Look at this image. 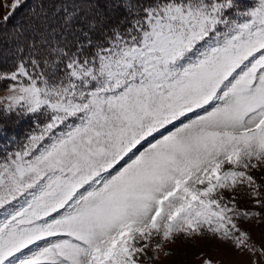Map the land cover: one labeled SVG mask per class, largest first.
<instances>
[{"label": "snow or ice", "instance_id": "1", "mask_svg": "<svg viewBox=\"0 0 264 264\" xmlns=\"http://www.w3.org/2000/svg\"><path fill=\"white\" fill-rule=\"evenodd\" d=\"M48 2L55 23L0 69V117L36 122L0 149V264H155L197 241L264 258L242 227L264 212L236 195H260L264 0Z\"/></svg>", "mask_w": 264, "mask_h": 264}, {"label": "rangeland", "instance_id": "2", "mask_svg": "<svg viewBox=\"0 0 264 264\" xmlns=\"http://www.w3.org/2000/svg\"><path fill=\"white\" fill-rule=\"evenodd\" d=\"M254 2L255 0H242V3L245 6H250ZM14 3L15 0H0V19H3L12 11V5ZM0 29V32L5 31L4 28L0 27ZM29 33L30 32H28V34ZM4 95H6L5 85L0 86V96ZM8 118L9 116L6 117V119ZM16 120L18 121V123H24V120L18 118L17 116L13 118V122H16ZM33 125H35V123ZM34 127L35 126H32L31 124L28 125L24 123L22 128V130H24L18 136L26 137L34 130ZM5 142V145H0V149L15 150L23 142H25V139L22 137L18 140L13 139L12 141H8L5 139ZM253 175L256 177L257 183L261 185L259 189L260 195L253 197L250 194V189L246 187H239L236 193L237 200L239 202V206L242 209L264 212V209L259 208L255 203L257 199L264 200V167H262L260 170L255 171ZM242 227L250 233L252 241L255 244H257L258 246H264V217L261 218L259 223L256 220H253L249 224L242 225ZM172 247L173 249H176L180 247V245H173ZM198 253H204L205 257H211L213 260L219 261L220 264H251V261L253 259L257 261V264H264V258H261L259 255H257L256 257H251L248 254H241L235 249L231 248L230 245H223L217 241H213L210 245H205L203 242L197 241L195 246L189 248L187 255H181L179 257H164L161 255L160 259L157 260L155 264H174V262L177 260H179L181 264H200V260L196 258Z\"/></svg>", "mask_w": 264, "mask_h": 264}, {"label": "trees", "instance_id": "3", "mask_svg": "<svg viewBox=\"0 0 264 264\" xmlns=\"http://www.w3.org/2000/svg\"><path fill=\"white\" fill-rule=\"evenodd\" d=\"M21 3L22 6L15 10V13L11 15L8 22L0 26L5 30L0 32V53H2L0 55V69L3 70H8L13 67V61L18 47L25 48V51H27L26 46L29 39L37 35L38 28L46 29L49 23H55L51 11L53 4L48 2V0H21ZM46 13L48 16L47 20L44 19ZM2 20L0 19V21ZM28 32L30 33L28 34ZM0 86L4 85L0 84ZM14 117L15 115H10L8 119L0 117V119L4 120V124L9 130L8 135L10 136L22 133L24 123L35 126L33 125L36 123L34 119L29 120L26 117H18L24 120V123L21 124L18 123V119L16 122H13Z\"/></svg>", "mask_w": 264, "mask_h": 264}]
</instances>
